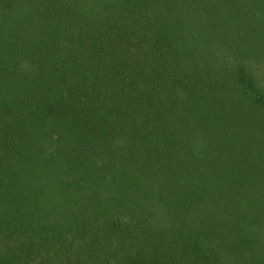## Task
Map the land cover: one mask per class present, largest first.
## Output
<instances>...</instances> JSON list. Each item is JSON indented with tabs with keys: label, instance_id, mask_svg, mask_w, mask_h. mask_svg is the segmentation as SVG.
<instances>
[{
	"label": "trees",
	"instance_id": "trees-1",
	"mask_svg": "<svg viewBox=\"0 0 264 264\" xmlns=\"http://www.w3.org/2000/svg\"><path fill=\"white\" fill-rule=\"evenodd\" d=\"M0 264H264V0H0Z\"/></svg>",
	"mask_w": 264,
	"mask_h": 264
}]
</instances>
